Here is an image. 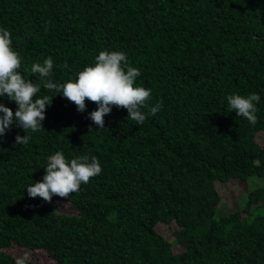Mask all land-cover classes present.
<instances>
[{"label":"trees","instance_id":"1","mask_svg":"<svg viewBox=\"0 0 264 264\" xmlns=\"http://www.w3.org/2000/svg\"><path fill=\"white\" fill-rule=\"evenodd\" d=\"M0 26L26 79L39 81L31 65L46 57L53 82H64L100 51L118 50L151 89L142 124L114 106L96 129L87 116L95 102L78 112L41 88L38 96H53L43 130H24V145L14 143L18 127L0 139V264H14L12 244L55 264H264V185L219 214L217 184L264 175V0H0ZM233 92L260 96L255 123L229 112ZM57 150L100 162L65 197L77 213L24 189Z\"/></svg>","mask_w":264,"mask_h":264},{"label":"clouds","instance_id":"2","mask_svg":"<svg viewBox=\"0 0 264 264\" xmlns=\"http://www.w3.org/2000/svg\"><path fill=\"white\" fill-rule=\"evenodd\" d=\"M53 67V59L46 57L42 63L33 62L31 65L30 71L39 74V81L24 78L21 71H18L21 68V57L12 47L10 32L0 26V99L6 97L16 104L15 110H12L0 103V139L12 127H18L24 135L17 133L14 143L24 145L30 139L24 130H43L45 110L51 105L53 96H38L41 88L55 89L56 94L72 102L78 112L85 110L86 99L95 102V109L88 112L87 116L96 125V129H104V116L114 106L126 109L127 118L135 121L136 125L145 121L146 113L142 109L151 96V89L137 82L140 71L127 63L123 51H100L92 64L84 66L74 79L64 82H53ZM259 100L260 96L255 92L247 95L233 92L226 96L229 112L234 111L249 123L256 122V105ZM158 110L159 103L151 105L147 114H155ZM43 169L41 179L32 181L24 188L29 198L39 197L49 201L53 195L67 197L101 172L100 162L95 155L83 154L68 158L60 150L46 156ZM29 262L28 252L14 259V264Z\"/></svg>","mask_w":264,"mask_h":264},{"label":"rangeland","instance_id":"3","mask_svg":"<svg viewBox=\"0 0 264 264\" xmlns=\"http://www.w3.org/2000/svg\"><path fill=\"white\" fill-rule=\"evenodd\" d=\"M218 181H220L217 183L218 189L222 194V200L219 204L218 213L223 214L241 209L246 203L248 192L258 186L264 185V175L249 176L246 180L232 179L228 183H225L221 180ZM49 203L55 210L59 212H66L70 214L77 213V210L65 197L53 195L49 200ZM157 230L163 235H167L169 232V229L162 225H158ZM180 248L181 247L177 245V242H174L175 251L180 250ZM6 250L14 254L16 257L23 252H28L30 254V259L37 261L40 264H55V259L49 256L42 249H30L17 244H12L11 246L7 247Z\"/></svg>","mask_w":264,"mask_h":264}]
</instances>
